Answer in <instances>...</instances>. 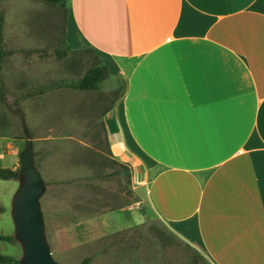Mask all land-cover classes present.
I'll list each match as a JSON object with an SVG mask.
<instances>
[{
    "label": "crops",
    "instance_id": "crops-1",
    "mask_svg": "<svg viewBox=\"0 0 264 264\" xmlns=\"http://www.w3.org/2000/svg\"><path fill=\"white\" fill-rule=\"evenodd\" d=\"M16 1L2 0L4 12H15ZM30 1L32 10L12 15L18 26L4 31V44L55 51L62 5ZM65 7V45L93 50L109 71L98 121L107 152L102 162L85 159L81 171L102 168V212L90 224L103 237L138 221L146 205L211 264H264V0H69ZM52 60L38 62L43 74L58 73ZM39 86L20 98L44 95H32ZM69 90L89 113L90 91ZM112 163L130 167L126 186L120 169L108 170Z\"/></svg>",
    "mask_w": 264,
    "mask_h": 264
},
{
    "label": "rangeland",
    "instance_id": "rangeland-1",
    "mask_svg": "<svg viewBox=\"0 0 264 264\" xmlns=\"http://www.w3.org/2000/svg\"><path fill=\"white\" fill-rule=\"evenodd\" d=\"M32 3L30 0H19L13 2L15 12L9 13L6 9L7 35L17 29L14 14L25 15L27 10H32ZM65 8L60 6L59 47L63 48L62 14ZM13 44L12 41L4 44L9 54L2 69L6 100L0 99V164L8 167L17 160L21 176L19 179L0 178V234L15 237L14 242L0 241V253L11 254L22 264H33L26 247L23 224L37 208L43 241L53 259L61 264H81L86 257H91L88 264H211L204 254L171 232L146 205H141L138 221H133L125 229L108 232L103 237L98 223L90 224L89 221L97 220L96 214L102 212V178L99 177L102 168H94L90 172L85 170L86 174L81 171L84 170L85 159L102 162V149L106 151L98 121L102 115L99 109L102 87L106 88L110 81L104 80L99 90L90 91L86 96V99L90 97L92 106L89 113L82 110L83 98L78 97L76 92L74 97L69 89L21 99L20 94L38 85L83 76L97 62L98 56L91 49L77 48L57 58L54 49L50 52L46 48L26 49ZM49 55L53 58L51 73L55 72V67L58 72L53 76L50 70L43 74L38 63ZM27 58L32 59L28 64L24 62ZM106 98L111 103L116 97ZM72 100L80 106L73 112H61L66 108L64 105ZM70 121L73 124L69 127L63 124ZM87 123L94 124V127L89 128ZM47 135L54 138L46 141L43 137ZM68 135L80 139L100 136V142L90 145L78 140L69 142L65 137ZM29 155L41 175L37 184L40 195L35 199L24 195L26 186L34 181L27 164L29 160L26 159ZM116 169H120L123 176L118 177L119 183L126 186L130 167L112 163L108 170ZM77 197L84 200L77 201L80 200Z\"/></svg>",
    "mask_w": 264,
    "mask_h": 264
},
{
    "label": "trees",
    "instance_id": "trees-1",
    "mask_svg": "<svg viewBox=\"0 0 264 264\" xmlns=\"http://www.w3.org/2000/svg\"><path fill=\"white\" fill-rule=\"evenodd\" d=\"M0 0V99H5L6 82L2 74L3 63L6 56L9 54L8 50L4 47V31H5V13L1 7ZM52 4L68 6L69 0H44ZM73 48L66 44L65 48L59 47L55 50L58 58H62L68 54ZM109 75L107 66L102 59L97 57V62L94 63L83 76L75 79H59L41 85L32 92V95L42 94L48 91L57 90L60 88H68L81 91H96L101 88L102 82ZM21 176L20 167L12 168L0 164V178L2 179H19ZM0 241L14 242L13 235L0 234ZM91 257H86L81 264H88ZM0 264H22L21 260L11 254L0 253Z\"/></svg>",
    "mask_w": 264,
    "mask_h": 264
},
{
    "label": "water",
    "instance_id": "water-1",
    "mask_svg": "<svg viewBox=\"0 0 264 264\" xmlns=\"http://www.w3.org/2000/svg\"><path fill=\"white\" fill-rule=\"evenodd\" d=\"M29 161L27 162L34 181L30 182L24 191V195L27 198H39V191H37V184L41 178L40 173L34 167L30 155L27 156ZM34 183V184H32ZM44 189L42 188V193ZM41 192V190H40ZM42 222L39 218V210L36 208L34 212L30 214V219L23 224L24 232L26 233V247L29 253V257L33 264H61L53 259L51 256L48 245L42 238Z\"/></svg>",
    "mask_w": 264,
    "mask_h": 264
}]
</instances>
